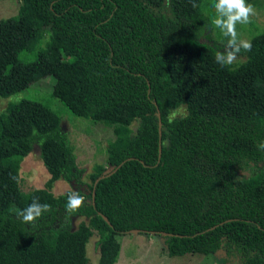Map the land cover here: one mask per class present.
I'll list each match as a JSON object with an SVG mask.
<instances>
[{
	"label": "trees",
	"instance_id": "trees-1",
	"mask_svg": "<svg viewBox=\"0 0 264 264\" xmlns=\"http://www.w3.org/2000/svg\"><path fill=\"white\" fill-rule=\"evenodd\" d=\"M201 2L20 0L17 15L0 20V97L52 76V96L113 133L108 167L95 164L82 182L48 106L24 99L0 113V264H87L93 235L98 264H115L116 237L131 230L167 234L169 257L222 250L231 264H264V30L236 52L241 61L221 66L224 45L198 40L210 38ZM45 38L33 61L18 60ZM35 144L46 187L61 178L74 191L20 190ZM123 161L96 183L92 203L95 180ZM71 194L81 197L73 209ZM33 198L49 207L24 221ZM75 217L85 220L72 228Z\"/></svg>",
	"mask_w": 264,
	"mask_h": 264
},
{
	"label": "rangeland",
	"instance_id": "rangeland-1",
	"mask_svg": "<svg viewBox=\"0 0 264 264\" xmlns=\"http://www.w3.org/2000/svg\"><path fill=\"white\" fill-rule=\"evenodd\" d=\"M246 4H251L254 12L249 14L247 22H237L235 28L238 39L249 41L264 30V0H253L251 3ZM19 5L20 0H0V20L15 17ZM200 8L210 21V27L207 31L210 38L202 34L198 40L208 44L215 41L223 44L227 52L232 51V47L227 45L229 37L224 36L221 30L212 22L216 15L214 0H202ZM46 40V38L43 39L29 52H20L17 57L18 60L20 62L33 61L36 51L44 47ZM241 60V57L236 55L232 63ZM53 83L54 78L52 76L40 77L26 88L8 97H0V113L9 104L24 99L48 106L60 118V127L74 150L76 163L81 172V181L89 182V174L95 164L108 167L106 164V148L108 143L113 140L112 128L100 121L73 115L62 102L52 96ZM183 113L184 107H181L173 110L171 116H178ZM136 125L137 121L134 120L129 127L134 130ZM19 177L20 190L24 193L32 189L47 188L45 182L49 175L39 157L38 144H35L32 150L22 158ZM47 189L53 195L63 194L69 190L74 191L61 178L54 181ZM82 220H85V218H73L72 228H75ZM162 236L146 233L119 234L116 238L120 245V251L115 264H231L222 250L208 256L187 254L181 257H169L165 252ZM96 240V235H93L86 244L87 264H98Z\"/></svg>",
	"mask_w": 264,
	"mask_h": 264
},
{
	"label": "clouds",
	"instance_id": "clouds-1",
	"mask_svg": "<svg viewBox=\"0 0 264 264\" xmlns=\"http://www.w3.org/2000/svg\"><path fill=\"white\" fill-rule=\"evenodd\" d=\"M214 8L216 15L213 19L216 25L224 36L229 37L227 45L232 47V51L221 54L219 51L215 54V61L221 66L230 65L236 58V52L241 48L248 49L251 47V42L245 39H238L235 25L237 22L245 23L249 18V14L254 12L251 4H246L245 0H214ZM258 149L264 150V139H261L257 144ZM81 203V197L76 194H71L67 197V207L70 209L76 208ZM47 203H37L35 198L27 207L23 208L22 219L24 221H33L34 218L41 215L42 210H47ZM17 215L20 211L14 209Z\"/></svg>",
	"mask_w": 264,
	"mask_h": 264
},
{
	"label": "water",
	"instance_id": "water-1",
	"mask_svg": "<svg viewBox=\"0 0 264 264\" xmlns=\"http://www.w3.org/2000/svg\"><path fill=\"white\" fill-rule=\"evenodd\" d=\"M158 118H159V115H158ZM160 128H161V122H160V120H159V121H158L159 137H160ZM159 157H160V143H159V145H158V161H159ZM123 163H124V161L121 162L116 168H114V169L108 171V173H106L105 175H103V176H101V177H98V178L95 180L94 185H93V190H92V203H93V197H94V186L96 185V183H97L100 179H102V178H104V177H107V176H110L111 174H113L114 172H116V170H117V169H118ZM102 218H103V220H104L105 222L108 223L107 219H106L104 216H102ZM139 232H140V230H131V231H130V233H132V234H137V233H139ZM151 234H154V233L151 232ZM158 234H160V235H167V234H165V233H158Z\"/></svg>",
	"mask_w": 264,
	"mask_h": 264
}]
</instances>
